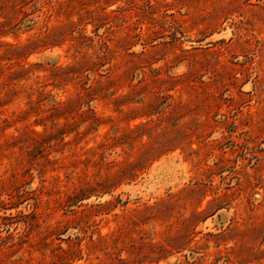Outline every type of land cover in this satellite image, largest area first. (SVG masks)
Returning <instances> with one entry per match:
<instances>
[{
    "label": "rangeland",
    "instance_id": "rangeland-1",
    "mask_svg": "<svg viewBox=\"0 0 264 264\" xmlns=\"http://www.w3.org/2000/svg\"><path fill=\"white\" fill-rule=\"evenodd\" d=\"M0 264H264V0H0Z\"/></svg>",
    "mask_w": 264,
    "mask_h": 264
}]
</instances>
